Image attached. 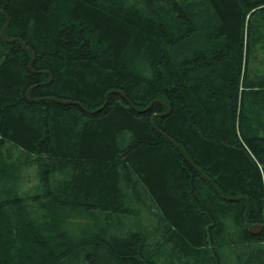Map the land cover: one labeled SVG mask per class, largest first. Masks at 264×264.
<instances>
[{"label":"trees","instance_id":"16d2710c","mask_svg":"<svg viewBox=\"0 0 264 264\" xmlns=\"http://www.w3.org/2000/svg\"><path fill=\"white\" fill-rule=\"evenodd\" d=\"M7 21L0 264H154L161 227L168 261L264 264V0H0Z\"/></svg>","mask_w":264,"mask_h":264},{"label":"bare ground","instance_id":"6f19581e","mask_svg":"<svg viewBox=\"0 0 264 264\" xmlns=\"http://www.w3.org/2000/svg\"><path fill=\"white\" fill-rule=\"evenodd\" d=\"M243 30H244V32H246V30H247V22H245L244 27H243ZM4 41L5 42H8L7 40H4ZM25 48H27V47H25ZM245 50L246 49L243 47V49H242L243 54H242V57H241L242 58L241 59V62L243 64H244V60H245V58H244L245 57V52H246ZM27 51L31 54V51H30L29 48H27ZM30 58L32 59V54H31ZM46 74H49V73L47 72ZM50 79H51V76L49 74V80ZM28 92H29V90H28ZM28 92H27V95H28ZM117 92L119 93V95H121L123 97V95L119 91H117ZM49 100H54L55 101V99H49ZM57 102H60L62 104H69L68 101H58L57 100ZM167 111H168V109H167ZM175 146L182 152L183 155L185 154L184 153L185 152L184 151L185 149L183 147H182V149H183L182 150L177 144H175ZM186 149H187V152L190 151V147L189 146H187ZM7 151H8V155H9L8 158L6 157L5 160H2V157L3 156L1 155V153H3V149H2V147H0V169H8L9 166H14L15 164H18L19 163V158H18L17 152L13 148H11V147H8ZM186 160L188 162H190V159H189V157L187 155H186ZM6 167H8V168H6ZM192 167H193V169L197 170L196 167H194V166H192ZM18 196H20V194L17 191H10V192H4V193L3 192H0V200H6V199H10L12 197H18ZM25 196L28 197L29 195H22L21 198H24ZM79 206H86V205H79ZM92 207H90L91 208L90 213H92L93 216H95V217L92 216L91 220L94 221L95 223L96 222L98 223L100 221V219L97 218V216H98V211L101 210V207H95V206H92ZM88 208L89 207H87V209ZM156 220H157L156 218H152L151 221L148 224L147 231L149 233H151V234H152V232L153 233L156 232L155 231L156 230L155 229L156 228L155 225L157 223ZM231 224H232V222H231L230 219H223V221L221 222V225L220 226H221L222 229H227V228H229L231 226ZM59 231L60 232H64L66 235H68L70 233V228L68 227L67 224H64L61 227H59ZM129 232L130 233H133L134 231H129ZM249 232L252 235L257 234V233H252L251 231H249ZM157 236H158L159 239H161L160 240L161 241L160 242V244H161L160 247L162 248V253H161L160 256H158L156 254L157 259L156 260H150V261H152L154 264H161V261H164V260H166L168 258V253H169V251H172V249H171V247L166 246L165 243H164V241L167 239V232L163 229V227L159 228V230L157 232ZM77 238H78V236H77ZM205 239L207 240L208 238L205 237ZM250 243L251 244H254L253 241H250ZM174 256H176V258H179L177 256H181V254L180 253H175ZM138 259H139L138 260L139 262H142L144 264H149L148 262L145 261V259H141L140 257H138ZM85 261H86V258H85ZM168 262L170 264H172L175 261L174 262L168 261Z\"/></svg>","mask_w":264,"mask_h":264},{"label":"water","instance_id":"95a60500","mask_svg":"<svg viewBox=\"0 0 264 264\" xmlns=\"http://www.w3.org/2000/svg\"><path fill=\"white\" fill-rule=\"evenodd\" d=\"M7 24H8V21H7V23L5 24V26L3 27V29H2V31H1V33H0V36H1V38L3 37L2 35H3V31L5 30V28H6V26H7ZM13 40H16V41H18V42H20V44L21 45H23L24 46V44L22 43V41L21 40H19V39H13ZM8 42H10V41H8ZM25 47V46H24ZM27 49V48H26ZM245 223V225H246V227H247V229L249 230V231H251L252 233H259L262 229H263V225H248L247 224V222H244Z\"/></svg>","mask_w":264,"mask_h":264},{"label":"rangeland","instance_id":"374dc122","mask_svg":"<svg viewBox=\"0 0 264 264\" xmlns=\"http://www.w3.org/2000/svg\"><path fill=\"white\" fill-rule=\"evenodd\" d=\"M28 176H30L31 177V175H28ZM144 214V213H143ZM131 220H133V218H132V216H128V219H127V222L125 223V224H123L125 227H129L130 225H128L130 222H131ZM145 222V218L143 219V223ZM149 222V221H148ZM168 258L166 259V260H164V261H161V264H170L169 262H168ZM172 264H177L176 262H174V263H172Z\"/></svg>","mask_w":264,"mask_h":264}]
</instances>
